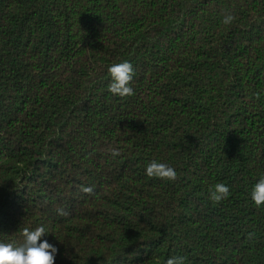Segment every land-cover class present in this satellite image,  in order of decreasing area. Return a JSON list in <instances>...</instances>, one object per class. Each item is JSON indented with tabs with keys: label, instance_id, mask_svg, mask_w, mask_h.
Here are the masks:
<instances>
[{
	"label": "trees",
	"instance_id": "16d2710c",
	"mask_svg": "<svg viewBox=\"0 0 264 264\" xmlns=\"http://www.w3.org/2000/svg\"><path fill=\"white\" fill-rule=\"evenodd\" d=\"M261 177L264 0H0V242L43 226L55 264H264Z\"/></svg>",
	"mask_w": 264,
	"mask_h": 264
},
{
	"label": "clouds",
	"instance_id": "9594fccd",
	"mask_svg": "<svg viewBox=\"0 0 264 264\" xmlns=\"http://www.w3.org/2000/svg\"><path fill=\"white\" fill-rule=\"evenodd\" d=\"M233 19L232 15H227L222 22L229 24ZM108 73L111 77L108 91L111 94L121 98L134 95V90L130 86L134 77V69L130 62L124 61L112 64L108 68ZM109 151L113 158L121 155L119 149H109ZM146 175L149 178L173 182L178 178V174L173 167L156 160L148 163ZM81 191L86 194H93L94 189L92 187H82ZM229 194V187L223 183H217L209 189V198L215 203L227 199ZM251 198L257 207L264 206V177H261L255 184L251 192ZM57 212L62 217L69 215L63 207L58 208ZM45 234L46 229L43 226H38L34 230L26 228L23 231L24 241L22 244L17 246L12 243L0 242V264H55L59 250L47 240L41 242V238ZM166 264H185V258L173 256L167 259Z\"/></svg>",
	"mask_w": 264,
	"mask_h": 264
}]
</instances>
